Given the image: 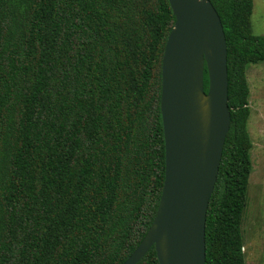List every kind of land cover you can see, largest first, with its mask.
Listing matches in <instances>:
<instances>
[{
    "label": "trees",
    "instance_id": "1",
    "mask_svg": "<svg viewBox=\"0 0 264 264\" xmlns=\"http://www.w3.org/2000/svg\"><path fill=\"white\" fill-rule=\"evenodd\" d=\"M209 1L230 128L205 264H244L246 68L264 62V36L253 0ZM174 22L168 0H0V264H123L138 247L164 183L161 61ZM137 264H158L154 248Z\"/></svg>",
    "mask_w": 264,
    "mask_h": 264
},
{
    "label": "water",
    "instance_id": "2",
    "mask_svg": "<svg viewBox=\"0 0 264 264\" xmlns=\"http://www.w3.org/2000/svg\"><path fill=\"white\" fill-rule=\"evenodd\" d=\"M168 3L175 22L161 61L164 183L151 226L123 264L151 248L158 264H205L206 213L230 128L220 18L209 0Z\"/></svg>",
    "mask_w": 264,
    "mask_h": 264
},
{
    "label": "rangeland",
    "instance_id": "3",
    "mask_svg": "<svg viewBox=\"0 0 264 264\" xmlns=\"http://www.w3.org/2000/svg\"><path fill=\"white\" fill-rule=\"evenodd\" d=\"M253 34L264 36V0H253ZM250 116L247 132L252 143V171L241 220L244 264H264V62L246 68Z\"/></svg>",
    "mask_w": 264,
    "mask_h": 264
}]
</instances>
